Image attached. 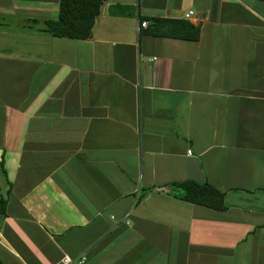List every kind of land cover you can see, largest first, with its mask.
<instances>
[{"label":"crops","instance_id":"obj_1","mask_svg":"<svg viewBox=\"0 0 264 264\" xmlns=\"http://www.w3.org/2000/svg\"><path fill=\"white\" fill-rule=\"evenodd\" d=\"M59 1L0 0V264H264V0H105L86 39Z\"/></svg>","mask_w":264,"mask_h":264},{"label":"trees","instance_id":"obj_2","mask_svg":"<svg viewBox=\"0 0 264 264\" xmlns=\"http://www.w3.org/2000/svg\"><path fill=\"white\" fill-rule=\"evenodd\" d=\"M105 0H60L58 18L47 21L46 31L58 37L86 39L91 35L96 17ZM144 32L155 37L196 41L199 38V26L183 19L148 18ZM173 186L184 190L185 200L215 209H222L223 193L208 183L183 181ZM3 211V201H0Z\"/></svg>","mask_w":264,"mask_h":264},{"label":"built area","instance_id":"obj_3","mask_svg":"<svg viewBox=\"0 0 264 264\" xmlns=\"http://www.w3.org/2000/svg\"><path fill=\"white\" fill-rule=\"evenodd\" d=\"M187 153L190 154L191 151L187 150ZM156 190L161 191L163 190L162 188H157ZM74 263V260L70 258L67 255H63L58 261H56L54 264H72Z\"/></svg>","mask_w":264,"mask_h":264}]
</instances>
